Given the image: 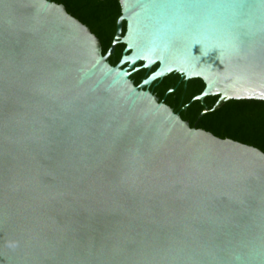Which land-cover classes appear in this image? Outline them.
I'll return each instance as SVG.
<instances>
[{"label": "water", "instance_id": "obj_1", "mask_svg": "<svg viewBox=\"0 0 264 264\" xmlns=\"http://www.w3.org/2000/svg\"><path fill=\"white\" fill-rule=\"evenodd\" d=\"M111 2L102 54L63 5L0 0V264H264V153L195 127L264 103V0ZM172 72L192 125L150 91Z\"/></svg>", "mask_w": 264, "mask_h": 264}, {"label": "trees", "instance_id": "obj_2", "mask_svg": "<svg viewBox=\"0 0 264 264\" xmlns=\"http://www.w3.org/2000/svg\"><path fill=\"white\" fill-rule=\"evenodd\" d=\"M51 1L63 5L68 14L87 26L98 39L101 53L105 52L114 32V22L119 14V7H114L111 0ZM121 49L122 44L120 43L114 46L113 53L107 57L109 64L116 63ZM154 67L155 65L150 68V71ZM146 73L143 68H139L129 78L133 79V84H137ZM202 87L200 79L192 78L184 82L178 74L172 72L162 77L151 87L150 91L174 112L179 111L180 118L192 125L202 106L197 100L191 98L199 93ZM168 88L173 89L166 92ZM215 99L216 96H206L203 98V103L210 109ZM184 104L186 107L181 109ZM195 127L219 138H230L251 145L264 153V103L259 100L230 99L224 101L216 110L207 111L199 117Z\"/></svg>", "mask_w": 264, "mask_h": 264}, {"label": "snow or ice", "instance_id": "obj_3", "mask_svg": "<svg viewBox=\"0 0 264 264\" xmlns=\"http://www.w3.org/2000/svg\"><path fill=\"white\" fill-rule=\"evenodd\" d=\"M199 42H200L199 40L194 41V43H199Z\"/></svg>", "mask_w": 264, "mask_h": 264}]
</instances>
